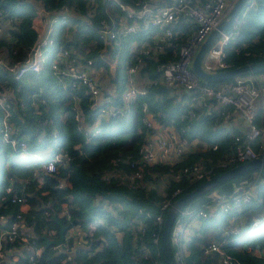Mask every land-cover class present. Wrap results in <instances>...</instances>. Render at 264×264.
<instances>
[{
    "label": "trees",
    "instance_id": "obj_1",
    "mask_svg": "<svg viewBox=\"0 0 264 264\" xmlns=\"http://www.w3.org/2000/svg\"><path fill=\"white\" fill-rule=\"evenodd\" d=\"M132 3L133 0H120ZM245 0L238 9L236 16L226 28L236 30L233 41L224 48L227 68H232L246 62L264 60V0ZM97 18H105L104 8L117 12V7L111 2L97 0ZM61 3L76 6L79 13L84 11L83 0H2L0 7L9 17L16 16L14 31L11 39L0 36V54L7 60L20 58L35 38V32L30 26V18L35 12V5L44 10L53 11ZM247 8V9H246ZM244 9H246L244 11ZM244 11V13H243ZM164 43L163 52L157 59L146 58L140 69L141 75L150 79L158 76L155 65L168 60H175L178 55L179 44L187 35L182 25ZM66 28H57L56 43L65 45ZM75 47L82 52L89 45L91 39L96 40L94 29L86 34L75 32ZM145 34L128 35L119 40L114 52L122 54V59L115 69L114 82L118 87L119 76L117 69L122 67L123 76L127 65L133 63L130 57L129 43L139 40ZM87 55L95 57L94 51ZM108 72V71H107ZM256 72L246 73L239 77L254 75ZM123 76L121 79H123ZM236 77L208 82L213 88L228 87ZM8 87L11 95L10 120L14 127V134L26 139L27 147L34 153L32 157L18 158L13 151L0 142V215H6L10 220L19 212L21 215L19 233L27 236L29 248H40V255L29 262V251L24 250L13 264H163L159 244L151 242V233H160L161 224L155 221L154 216L159 211V203L163 196L162 191L169 195L170 191L178 187L179 194L170 200L172 203L182 193L192 189L204 179H207L231 166L241 162H232L225 168L215 167L214 164L224 160L234 148L233 135L238 133L221 122V117L212 111L202 108L194 109V116L186 114V100L188 93L177 89L168 94V88L163 82L156 81L147 87L145 95L132 98L129 108L116 116L100 117L99 132L95 137L86 139L78 129L72 117V104L77 100L81 115L93 124L98 114L88 104V96L81 89L74 92L62 89L55 77L45 67L39 72H26L19 78L0 69V89ZM118 103V88L113 89ZM105 95L110 93L105 92ZM147 106V113L153 121L162 125H171L177 128L178 124L184 126L182 133L187 140L198 139L215 142L217 149L197 152H187L179 162H154L152 164L140 163L137 156V146L145 135L147 128L140 120L141 103ZM65 113V118L60 116ZM254 124L259 127L254 119ZM263 125V124H262ZM56 134L59 147L66 149L70 159L65 163L56 165L54 172H44L36 155L44 154L49 147H54L52 133ZM255 148V144H253ZM79 148V149H77ZM7 161V166H3ZM130 161L134 165L130 166ZM200 162L203 169L208 170L203 178L188 181L184 176L178 180L172 174L182 165ZM36 169L37 174L32 171ZM142 171V178L138 183L130 182L126 176L134 170ZM259 173L264 177V165L244 171L239 175L227 178L198 196L190 199L186 206H198L210 200L211 194H228L233 185L249 184ZM11 178V187L15 195L23 197L27 209L20 212L17 202L10 201V192L5 191V185ZM28 181L24 182L23 179ZM57 179L65 181L64 187H56ZM194 201V202H193ZM63 203L67 206L68 214H60ZM47 211L48 214L44 212ZM264 211V182L256 183L251 197L238 204L231 211L214 210V216L200 219L202 231H196L186 242V264H220L217 255L201 254L200 249L211 238H218L224 230L236 225L242 218L245 227L225 247L235 259V264H264V220L256 226L249 224ZM64 230L76 226L85 232V239L90 249L80 248L75 251L73 258L65 260L64 252H57L51 245H45L44 238L53 239L57 235L58 223ZM23 226H20V224ZM93 223V228L90 229ZM144 225L143 232L139 226ZM3 226H6L3 224ZM28 229L32 230L30 234ZM20 233V234H21ZM93 236L94 241L87 237ZM243 239V240H241ZM239 241L249 242L251 247H257L260 255L252 251H245L240 246L235 248ZM18 237L12 242L3 243L4 248L18 245ZM97 245L98 250L89 256V251ZM146 248L149 257H144L142 249ZM174 264H177L174 262Z\"/></svg>",
    "mask_w": 264,
    "mask_h": 264
},
{
    "label": "built area",
    "instance_id": "obj_2",
    "mask_svg": "<svg viewBox=\"0 0 264 264\" xmlns=\"http://www.w3.org/2000/svg\"><path fill=\"white\" fill-rule=\"evenodd\" d=\"M83 1V13H79L76 6L72 4L61 3L53 11H47L35 5V12L30 18V26L35 32L33 42L16 60L9 61L4 55H0V69L14 78H19L26 72H39L46 67L62 89L71 92L81 89L86 93L89 106L98 114L93 124L88 123L83 118L77 100L71 106L73 119L86 139L98 134L100 117L116 116L127 110L133 97L145 95L148 86L160 81L168 88V94H171L174 89H182L188 93L185 104L187 105L186 114L189 116H194L195 108H202L220 115V120H225L231 114L237 113L245 122V129L233 135V150L227 154L224 160L215 163V167L225 168L232 162H243L264 154V125L261 124L257 127L254 124L255 109L253 106L255 97L264 93V70L251 77L238 76L227 88H213L191 70V60L200 42L225 16L235 0H133L132 3H125L120 0H101L116 5L117 12H111L108 7H105L106 19L97 18L96 23L93 18L97 12V0ZM1 2L2 0H0V4ZM252 2L253 0L249 2V7L252 6ZM182 19L190 20L193 25L188 26L190 32L179 44L177 58L175 60L167 59L156 64L154 66L158 73L156 79L141 75L140 69L145 59L149 57L157 59L158 55L163 52L164 43L177 31L182 30L179 27V22ZM16 20V16L5 15L3 8L0 7V36L8 40L14 39L12 33ZM59 27H64L69 31L65 45L61 44L60 41V44L55 41ZM90 29H94L100 45H97L96 40L91 39L89 45L80 52L75 47V39L72 34L75 32L86 34ZM141 33L145 36L129 43V52L133 63L126 66L122 81L118 87H115L112 84L116 81L114 77L118 64V51L114 52L115 47L119 45L121 38ZM236 34V30L227 31L225 29L220 32L202 58L201 66L205 71L211 72L227 68L228 63L224 60V48L228 42L234 40ZM88 51H94L97 56L90 57L87 55ZM111 66L114 67V75L110 73ZM244 78H248L250 84L245 83ZM255 79H258L260 83L254 84ZM104 87L110 89L111 95L102 94ZM114 88H118V103L113 101V97L116 96L113 92ZM11 99L8 87L3 86L0 89V142L7 145L18 158L32 157L34 153L27 147L26 139L14 134L15 130L10 120L9 110L12 103ZM140 110V120L147 131L137 146L138 161L147 164L168 161L179 162L189 151L190 141L182 134L184 126L179 123L175 128L171 125L156 123L147 113V106L144 102L141 103ZM63 116L65 113L60 117L63 118ZM52 141L55 144L54 147L47 148L42 155H36L44 172H54L57 164L65 163L70 159L69 152L56 144L59 138L55 132L52 133ZM253 144H255V148ZM204 148L205 150H215L217 144L204 142ZM134 163V161H130V166H133ZM207 171L203 169L200 162H193L189 165H182L172 174V177L178 180L184 176L192 182L203 178ZM37 172L34 169L32 174L35 175ZM126 178L132 183H138L142 178V171L136 169ZM8 180V184L4 187L5 191L11 193L10 201L17 202L18 209L22 212L20 206L27 205L25 199L15 195L11 187L12 180L10 177ZM23 181L27 182L28 179L24 178ZM262 182H264V177L260 178L257 183ZM255 185L253 183L238 185L228 194H214L208 202L201 205L182 206L177 211L168 234L170 252L174 257V262L186 264L185 256L188 251L186 243L183 242V232L188 221L194 220L200 223V219L212 217L215 209L223 212L231 211L238 204L251 197ZM55 186L64 187L65 181L57 179ZM179 192L180 188L178 187L173 188L169 195L164 191L161 192L163 198L159 203V211L154 216L157 223H162L165 210L171 205L170 200L176 197ZM44 213L48 214L47 211ZM60 214L66 216L68 214L65 203ZM20 219L19 212L10 220L6 215H0V259L13 257L12 253L16 249L20 252L16 259H8L7 264H13L24 250L30 252L28 255L29 262L40 255V248H29L27 236L19 233ZM262 220H264V211L258 218L250 222L249 227L256 226ZM243 222L244 220L239 218L236 225L224 230L220 237L211 238L208 243L201 247V254L215 253L220 264H235V259L225 244L232 242L233 237L241 232ZM92 228L93 223L90 229ZM143 230L144 225H140L139 231L143 232ZM84 235L83 230L73 226L66 231L64 230L62 241L50 244L51 248L57 252H64V259L69 260L73 258L74 252L80 248L87 247L90 249ZM151 235V242L159 244L160 233L152 232ZM16 237L20 241L18 245L13 244L4 248L3 243L12 242ZM82 239L85 240L84 245H81ZM87 239L89 241L95 240L93 236H89ZM96 250H98L97 245L89 251V256L93 255ZM142 253L144 257H149L146 248L142 249ZM157 264L161 263L158 262Z\"/></svg>",
    "mask_w": 264,
    "mask_h": 264
},
{
    "label": "water",
    "instance_id": "obj_3",
    "mask_svg": "<svg viewBox=\"0 0 264 264\" xmlns=\"http://www.w3.org/2000/svg\"><path fill=\"white\" fill-rule=\"evenodd\" d=\"M244 2L245 0H235L230 6V8L227 10L225 16L218 22V24L214 28H212L207 33L205 38L200 42L191 60V70L200 79L207 81V82H213L217 80L238 77L246 73H250V72L258 73L264 70V60L257 61V62H246V63L237 65L232 68H225L222 70L211 71V72L205 71L201 66L202 58L205 55L208 47L219 36L220 32L225 30L229 26L231 21L236 16L238 9L242 7ZM106 46L108 47V44ZM110 73L111 74L114 73L113 66L110 67ZM244 82L247 84H250V80L248 78H244ZM223 88H225V86H223ZM262 165H264V154L257 156L255 158L243 161L207 179H204L198 185H196L192 189L182 193L179 197H177L171 203V205L168 206V208L165 210L164 218L161 223V231L159 235V247L162 253L163 264H174V257L171 255V252H170L168 234H169L171 223L177 211L182 206H184L190 199L212 188L219 182L227 178H230L232 176L239 175L240 173L244 171H247V170L262 166ZM259 179H260V175L259 173H256L251 183L256 184L259 181ZM233 187H235V185H233ZM214 194L215 192H213L210 196H213ZM57 223H58V230H57L56 237L53 239L44 238L45 245L56 244L62 241L64 227L59 223V220H57ZM21 226H23V224H21ZM28 231L32 232L31 229H28ZM0 262L4 263L3 261H1V259H0Z\"/></svg>",
    "mask_w": 264,
    "mask_h": 264
},
{
    "label": "crops",
    "instance_id": "obj_4",
    "mask_svg": "<svg viewBox=\"0 0 264 264\" xmlns=\"http://www.w3.org/2000/svg\"><path fill=\"white\" fill-rule=\"evenodd\" d=\"M183 22L184 23L182 25H184V28L187 27V29H185V31H187L186 33L188 34L190 32V27H188V26H190V25L192 26L193 23L190 20H188V19H183ZM129 48H130V46H129ZM113 75H114V73H113ZM251 76H253V75H250L248 77H251ZM253 83L254 84H258L260 82H259L258 79H255L253 81ZM112 84H114V83H112ZM225 88H227V87H225ZM175 90H177V89H174L171 94H173L175 92ZM104 91L110 93L109 95H111L110 89H107V88L104 87L102 89V94L103 95H105ZM113 101L115 102V100H113ZM253 106H254V109H255V122L257 124H263L264 125V93L258 94L255 97L254 102H253ZM63 118H65V116H63ZM221 122H222V124L225 127H228V128H230L232 130H235L237 132L244 130L245 127H246L245 122L240 118V116L237 113L231 114L230 117H228L225 120L224 119L221 120ZM204 150H205L204 141H201V140H198V139H193V140L190 141V143H189V151L188 152H197V151H204ZM3 166L4 167L7 166V161L4 163ZM20 207L22 208L23 211H25L27 209V205H21ZM213 216H214V211H213ZM244 227H245V223L243 222L242 226H241V229L244 228ZM196 231H198V232L202 231V226H201L200 223H197L196 221L192 220V224H191L190 228L189 229L187 228V231L185 230L186 237H185V239H183V242L186 243L188 241V239ZM241 240H243V239H241ZM84 242H85V240L82 239L81 245H84ZM238 245L239 246L242 245V247L245 249V251H252L253 254H255V255L259 254L260 255L259 249L257 247H251V244L249 242L246 243L244 241H239V242L235 243V248H238ZM18 251H19L18 249H16V251L14 250V252L12 253L13 257L11 256V257H7L6 259L1 260L4 263L0 262V264H5V262L7 264V260L8 259H12V260L16 259L17 256H18V253H20Z\"/></svg>",
    "mask_w": 264,
    "mask_h": 264
},
{
    "label": "rangeland",
    "instance_id": "obj_5",
    "mask_svg": "<svg viewBox=\"0 0 264 264\" xmlns=\"http://www.w3.org/2000/svg\"><path fill=\"white\" fill-rule=\"evenodd\" d=\"M67 33V30H66V32H65V34ZM128 48H129V46H128ZM3 52H1L0 54H2ZM117 58H118V60H119V62L121 61V59H122V54L120 53V54H118V56H117ZM118 65V64H117ZM117 74H118V76H119V81H118V84L122 81V76H123V69H122V67H119L118 69H117ZM73 117V116H72ZM194 202V201H193ZM191 224H192V220H190V221H188L187 222V224L184 226V232H183V239H185V237H186V233H185V230L187 231V228L189 229L190 228V226H191ZM185 233V234H184ZM237 236V235H236ZM236 236H234L233 238L235 239L236 238ZM240 248V246L238 245V248L237 249H239Z\"/></svg>",
    "mask_w": 264,
    "mask_h": 264
}]
</instances>
